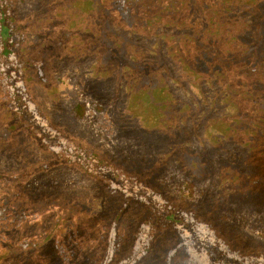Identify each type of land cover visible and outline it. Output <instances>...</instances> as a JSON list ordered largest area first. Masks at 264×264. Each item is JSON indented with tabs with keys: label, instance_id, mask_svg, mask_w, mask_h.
<instances>
[{
	"label": "rangeland",
	"instance_id": "rangeland-1",
	"mask_svg": "<svg viewBox=\"0 0 264 264\" xmlns=\"http://www.w3.org/2000/svg\"><path fill=\"white\" fill-rule=\"evenodd\" d=\"M137 1L1 0L22 95L172 219L264 254V0ZM3 96L0 83V264H101L111 240L116 264L147 221L135 264H187L172 225L53 153Z\"/></svg>",
	"mask_w": 264,
	"mask_h": 264
},
{
	"label": "trees",
	"instance_id": "trees-1",
	"mask_svg": "<svg viewBox=\"0 0 264 264\" xmlns=\"http://www.w3.org/2000/svg\"><path fill=\"white\" fill-rule=\"evenodd\" d=\"M126 1L114 0L121 9L124 8ZM137 2L139 3L140 0ZM4 16L5 11L0 0V83L3 97L14 116L48 149L63 157L67 162L76 165L84 173L120 191L125 197L150 206L156 213V221L168 223L177 231L187 255V264H264V254L240 252L231 247L215 229L187 212L181 211L179 212L181 218L172 219L174 210L171 204L165 201L158 192L145 187L135 178L127 176L124 171H120L99 154L78 146L51 126L40 115L34 104L22 95V82L17 77L18 62L10 48L13 42L11 34L4 33ZM113 47L115 46L110 45V49H114ZM249 97L252 101L254 100L252 93H249ZM236 122L252 123L249 118L237 119ZM152 229L153 225L148 221L140 224L135 233L131 254L116 264H135L150 248ZM111 242L112 240L109 242L101 264H110L113 249Z\"/></svg>",
	"mask_w": 264,
	"mask_h": 264
}]
</instances>
